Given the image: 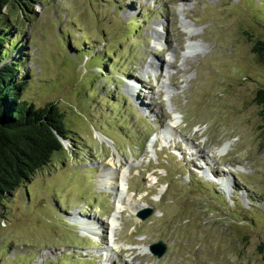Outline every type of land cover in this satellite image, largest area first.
<instances>
[{"label":"rangeland","instance_id":"374dc122","mask_svg":"<svg viewBox=\"0 0 264 264\" xmlns=\"http://www.w3.org/2000/svg\"><path fill=\"white\" fill-rule=\"evenodd\" d=\"M31 6L4 61L67 139L0 204V264H263L264 0Z\"/></svg>","mask_w":264,"mask_h":264},{"label":"trees","instance_id":"16d2710c","mask_svg":"<svg viewBox=\"0 0 264 264\" xmlns=\"http://www.w3.org/2000/svg\"><path fill=\"white\" fill-rule=\"evenodd\" d=\"M33 2L0 0V17L5 9L16 7L29 12ZM10 40L7 31L0 30V204L63 150L60 138L67 139L57 106L49 103L37 108L22 99L25 81L19 75V64L4 61ZM251 52L264 65V41L253 42ZM255 103L260 108L264 140V88L257 91Z\"/></svg>","mask_w":264,"mask_h":264},{"label":"water","instance_id":"95a60500","mask_svg":"<svg viewBox=\"0 0 264 264\" xmlns=\"http://www.w3.org/2000/svg\"><path fill=\"white\" fill-rule=\"evenodd\" d=\"M60 141H61V138H60ZM152 214V211L151 209H149L146 214L142 215V214H139L138 216L142 219V220H145L146 218H148L150 215ZM151 248V251L154 255H156L158 258H160L163 253L165 252V245L162 243V242H158L154 245H151L150 246Z\"/></svg>","mask_w":264,"mask_h":264},{"label":"bare ground","instance_id":"6f19581e","mask_svg":"<svg viewBox=\"0 0 264 264\" xmlns=\"http://www.w3.org/2000/svg\"><path fill=\"white\" fill-rule=\"evenodd\" d=\"M163 51V50H162ZM139 93H137L136 92V95H138ZM223 149H226L227 148V145H225V146H223L222 147ZM196 155H199V153L197 152V154ZM201 168H203L202 166H201V163H200V165H199ZM211 179L213 180H215V182H216V184H220V182H218L219 181V177L216 175V174H212L211 175ZM112 180V179H111ZM223 184V185H222ZM222 184H221V186H223L225 189H227L228 188V185H227V182L225 181V180H223V182H222ZM223 189V188H222ZM78 223H80V221H78ZM88 223H90V222H88ZM87 226H89L88 224L86 225L85 223H82V227L83 228H89V227H87ZM93 228V227H92ZM89 230V229H88ZM88 230H86V231H88ZM91 230V229H90ZM97 229H95V231H96ZM97 233V232H96ZM91 234V233H90ZM89 235V234H88Z\"/></svg>","mask_w":264,"mask_h":264}]
</instances>
